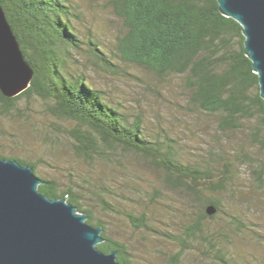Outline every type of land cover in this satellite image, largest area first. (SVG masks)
I'll return each instance as SVG.
<instances>
[{
    "label": "trees",
    "instance_id": "trees-1",
    "mask_svg": "<svg viewBox=\"0 0 264 264\" xmlns=\"http://www.w3.org/2000/svg\"><path fill=\"white\" fill-rule=\"evenodd\" d=\"M0 4L35 73L31 87L21 95L6 98L0 91V113L9 115L24 96L39 97L49 103L54 114L78 123L76 149L82 155L112 160L120 148L145 157L165 171V184L170 189L190 195L195 206L201 207L182 233L164 234L179 248L166 264H182L189 253L200 254L214 264H240L241 255L225 244L226 230L252 228L240 216L225 212L224 202L217 198L218 193L236 188L239 172L231 161L213 149L208 160L186 161L178 142L165 128V134L150 135L145 114L129 112L125 104L99 89L91 82L88 70L98 67L117 74L122 61L159 77L176 76L186 91L187 106L218 115L221 131L240 130L245 121L255 117L264 124L259 76L246 55L242 26L221 13L218 0H111L126 31L114 49L98 37L83 40L79 25L84 13L75 0H0ZM83 128H87L86 134ZM250 132L254 143L261 140L260 126ZM0 158L37 170L35 164L20 158L1 153ZM258 166L254 175L264 183V164ZM41 179L43 195L68 198L88 216V224L103 229L104 242L98 245L102 252H117L120 263L136 264L127 245L108 235L105 223L96 220L72 189L61 191L56 181ZM91 192L104 210L116 211L103 194ZM211 205L217 209L212 216L207 212ZM123 214L134 228L154 231L144 215ZM220 215L228 226L211 228L210 221Z\"/></svg>",
    "mask_w": 264,
    "mask_h": 264
},
{
    "label": "rangeland",
    "instance_id": "rangeland-1",
    "mask_svg": "<svg viewBox=\"0 0 264 264\" xmlns=\"http://www.w3.org/2000/svg\"><path fill=\"white\" fill-rule=\"evenodd\" d=\"M75 1L84 13L79 25L83 40L98 37L115 49L126 31L111 0ZM119 62L122 69L117 74L98 67L89 69L91 82L125 104L129 112H143L150 135L165 134L166 129L186 161L208 160L210 149L231 161L239 172L235 192L218 193L217 198L224 202L225 212L240 216L252 229L241 232L238 226L228 228L225 244L241 255L240 264H264V183L254 175L258 165L264 164V124L259 117L245 121L240 130L223 132L218 115L192 111L187 106V94L179 78L159 77ZM258 126L262 138L254 143L250 131ZM79 128L76 121L54 114L47 101L24 96L15 102L9 115L0 113V153L35 164L37 176L56 181L61 191L72 189L96 220L105 223L108 235L127 245L134 263L166 264L173 260L178 245L164 234L182 233L201 207L195 206L190 195L170 189L165 184V171L141 155L120 148L112 160L82 155L76 149ZM82 133L86 134L87 128ZM91 191L103 194L116 211L104 210ZM123 213L144 215L154 231L134 228ZM223 218L217 216L209 226L227 227ZM182 264L214 263L189 253Z\"/></svg>",
    "mask_w": 264,
    "mask_h": 264
},
{
    "label": "water",
    "instance_id": "water-1",
    "mask_svg": "<svg viewBox=\"0 0 264 264\" xmlns=\"http://www.w3.org/2000/svg\"><path fill=\"white\" fill-rule=\"evenodd\" d=\"M221 13L243 28L245 52L259 76L264 100V0H218ZM34 69L0 4V91L15 98L27 91ZM34 169L0 158V264H122L117 252L106 254L103 229L68 202L40 192ZM214 215V206L207 208Z\"/></svg>",
    "mask_w": 264,
    "mask_h": 264
}]
</instances>
